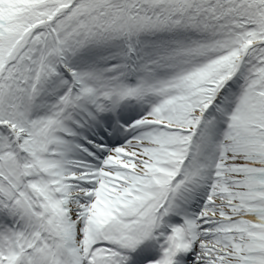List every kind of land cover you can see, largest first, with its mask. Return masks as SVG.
I'll use <instances>...</instances> for the list:
<instances>
[{"label": "snow or ice", "instance_id": "obj_1", "mask_svg": "<svg viewBox=\"0 0 264 264\" xmlns=\"http://www.w3.org/2000/svg\"><path fill=\"white\" fill-rule=\"evenodd\" d=\"M0 264H264V0H0Z\"/></svg>", "mask_w": 264, "mask_h": 264}]
</instances>
